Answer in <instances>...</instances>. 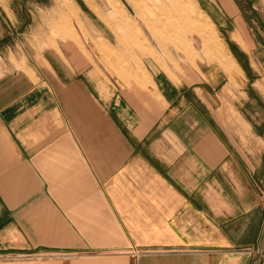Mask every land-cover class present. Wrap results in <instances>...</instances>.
<instances>
[{
	"label": "crops",
	"instance_id": "1",
	"mask_svg": "<svg viewBox=\"0 0 264 264\" xmlns=\"http://www.w3.org/2000/svg\"><path fill=\"white\" fill-rule=\"evenodd\" d=\"M25 1L0 0V264H264V91L228 44L127 82L29 37L62 8ZM82 1L116 26L123 0Z\"/></svg>",
	"mask_w": 264,
	"mask_h": 264
},
{
	"label": "rangeland",
	"instance_id": "2",
	"mask_svg": "<svg viewBox=\"0 0 264 264\" xmlns=\"http://www.w3.org/2000/svg\"><path fill=\"white\" fill-rule=\"evenodd\" d=\"M123 1L124 5L118 6L122 12L107 14L106 21L116 24L112 27L105 26V22L82 0L48 1L54 5L60 3L62 11H46L50 7L44 8L35 12L36 21L33 23L27 15L28 28L25 31L31 38L47 37L45 41L62 39V32L76 40L79 38L81 43L78 46L92 53L95 66L106 67L127 82L136 78L133 74L138 75L139 80L143 78V67L174 75L182 66L212 62L210 55L215 44L222 48L221 43H225L248 69L251 82H256L264 91V0ZM25 2L32 3L30 0ZM77 3L90 14L92 27L83 26L82 13L75 8ZM201 10L213 20L217 32ZM110 14H116V19L109 17ZM60 17L67 21L59 22ZM55 20L57 23L51 24ZM237 24L240 27L236 28ZM240 28L244 48L230 38ZM17 34L12 31L11 35L18 38ZM99 41H102V47L97 44ZM2 46L0 43V51ZM11 46L12 50L19 49L18 45ZM261 261L264 262V256Z\"/></svg>",
	"mask_w": 264,
	"mask_h": 264
}]
</instances>
